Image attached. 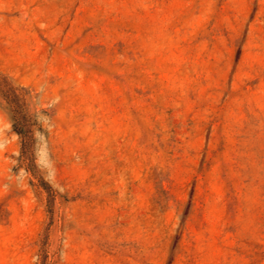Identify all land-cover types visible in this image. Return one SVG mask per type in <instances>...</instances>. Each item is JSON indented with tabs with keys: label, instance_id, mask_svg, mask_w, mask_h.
<instances>
[{
	"label": "rangeland",
	"instance_id": "374dc122",
	"mask_svg": "<svg viewBox=\"0 0 264 264\" xmlns=\"http://www.w3.org/2000/svg\"><path fill=\"white\" fill-rule=\"evenodd\" d=\"M0 264H264V0H0Z\"/></svg>",
	"mask_w": 264,
	"mask_h": 264
},
{
	"label": "trees",
	"instance_id": "16d2710c",
	"mask_svg": "<svg viewBox=\"0 0 264 264\" xmlns=\"http://www.w3.org/2000/svg\"><path fill=\"white\" fill-rule=\"evenodd\" d=\"M17 119H18V122H21V121H22V119H21V118H19V117H18Z\"/></svg>",
	"mask_w": 264,
	"mask_h": 264
}]
</instances>
